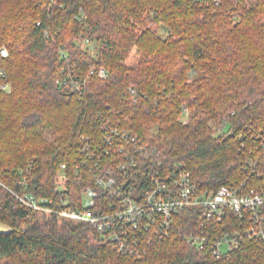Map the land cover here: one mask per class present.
I'll list each match as a JSON object with an SVG mask.
<instances>
[{
	"label": "trees",
	"instance_id": "1",
	"mask_svg": "<svg viewBox=\"0 0 264 264\" xmlns=\"http://www.w3.org/2000/svg\"><path fill=\"white\" fill-rule=\"evenodd\" d=\"M2 46L0 84L12 90L0 86V222L12 231L0 234V264H264L262 236L213 253L227 231L264 229V206L260 222L230 213L205 226L200 210H180L167 234H141L136 257L15 195L59 197L63 185L81 207L99 161L82 139L100 141L114 122L203 190H264V0H0ZM101 68L108 78L91 73ZM197 232L203 247L190 242Z\"/></svg>",
	"mask_w": 264,
	"mask_h": 264
},
{
	"label": "built area",
	"instance_id": "2",
	"mask_svg": "<svg viewBox=\"0 0 264 264\" xmlns=\"http://www.w3.org/2000/svg\"><path fill=\"white\" fill-rule=\"evenodd\" d=\"M0 53L7 57V48L3 47ZM91 73H97L103 79L109 77L105 68L93 69ZM0 75L5 77L6 73L1 70ZM77 84L71 81L72 87ZM0 86L7 89L10 85L6 82ZM184 110L187 112L186 107ZM82 140L85 142L83 150L89 152L90 159L98 157L99 161L94 163L97 168L95 186L85 188L81 207L68 206V195L60 193L64 190L63 185H60L59 197L15 192L25 207L46 219L92 225L121 252L136 257L140 256L143 245L141 234L154 229L161 236L167 234L175 212L180 210H200L206 220L203 226L213 221L221 223L230 213L242 219L249 214L253 221L262 220L260 211L264 206V190L251 189L246 182L223 185L217 191L203 190L190 172L179 165H167L157 147L145 144L121 122L104 126L100 141L87 137ZM66 168L67 165L63 164L62 170ZM259 236L264 239V229L250 227L245 232L227 231L215 239L213 253L223 255L239 247L246 237ZM190 242L203 247L207 235L197 232Z\"/></svg>",
	"mask_w": 264,
	"mask_h": 264
},
{
	"label": "rangeland",
	"instance_id": "3",
	"mask_svg": "<svg viewBox=\"0 0 264 264\" xmlns=\"http://www.w3.org/2000/svg\"><path fill=\"white\" fill-rule=\"evenodd\" d=\"M163 35H166V31L165 30H162V32H161ZM80 42V41H79ZM83 46L85 47H87V44L86 43H83ZM3 47H5V48H7L6 46H2L1 47V49L3 48ZM0 49V50H1ZM8 50V49H7ZM9 52V51H8ZM140 58H141V53H140V50L137 48V47H134L133 49H132V51H131V53H130V56H129V58H128V64L129 65H134V64H136V63H138L139 62V60H140ZM9 85H10V83H8ZM5 92H8V93H10L11 92V90H12V86L10 85L9 86V88H7V89H3ZM223 127H224V125H220L219 127H218V131H222V129H223ZM11 229V228H10ZM12 231V230H11Z\"/></svg>",
	"mask_w": 264,
	"mask_h": 264
},
{
	"label": "water",
	"instance_id": "4",
	"mask_svg": "<svg viewBox=\"0 0 264 264\" xmlns=\"http://www.w3.org/2000/svg\"><path fill=\"white\" fill-rule=\"evenodd\" d=\"M10 232V227L5 223L0 222V234H8Z\"/></svg>",
	"mask_w": 264,
	"mask_h": 264
}]
</instances>
